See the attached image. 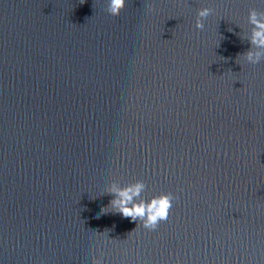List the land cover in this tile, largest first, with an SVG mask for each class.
<instances>
[{
    "label": "water",
    "instance_id": "1",
    "mask_svg": "<svg viewBox=\"0 0 264 264\" xmlns=\"http://www.w3.org/2000/svg\"><path fill=\"white\" fill-rule=\"evenodd\" d=\"M107 3L0 0V264H264V0ZM136 180L156 230L104 208Z\"/></svg>",
    "mask_w": 264,
    "mask_h": 264
},
{
    "label": "clouds",
    "instance_id": "2",
    "mask_svg": "<svg viewBox=\"0 0 264 264\" xmlns=\"http://www.w3.org/2000/svg\"><path fill=\"white\" fill-rule=\"evenodd\" d=\"M123 3L124 0H108V13L110 15L117 14ZM147 7L150 11L152 10L150 4ZM212 12L213 9L210 7L198 9L195 27L201 30L204 29V21ZM247 23L251 26L250 31L242 37L249 41L250 48L239 57L242 56L247 63L256 65L264 60V11L250 9ZM147 187L143 180H136L125 185L113 181L100 193H108L113 197L109 201V205L104 208H111V212L120 213L125 218H131L132 221L138 222L145 229L156 230L161 221L168 219L173 207V201L178 199V197L169 192L147 198L143 195ZM101 213L104 212L100 210ZM91 264H104L103 257L93 258Z\"/></svg>",
    "mask_w": 264,
    "mask_h": 264
}]
</instances>
